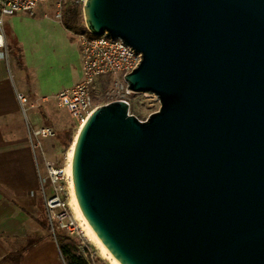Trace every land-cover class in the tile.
Returning a JSON list of instances; mask_svg holds the SVG:
<instances>
[{
    "label": "water",
    "instance_id": "water-1",
    "mask_svg": "<svg viewBox=\"0 0 264 264\" xmlns=\"http://www.w3.org/2000/svg\"><path fill=\"white\" fill-rule=\"evenodd\" d=\"M142 54L146 121L116 100L80 129L79 206L121 264H264V0H86ZM132 48V49H133Z\"/></svg>",
    "mask_w": 264,
    "mask_h": 264
},
{
    "label": "crops",
    "instance_id": "crops-1",
    "mask_svg": "<svg viewBox=\"0 0 264 264\" xmlns=\"http://www.w3.org/2000/svg\"><path fill=\"white\" fill-rule=\"evenodd\" d=\"M54 19L50 18L51 22ZM67 32L72 36L74 34L69 30ZM6 35L8 44L10 43V52L14 53L7 30ZM76 41L72 43L75 46L70 48L71 54H67V57L62 60L53 62L40 76L33 77V84H30L29 76L28 80L24 78L22 68L26 65L22 54H14L15 71L10 69L11 55L9 61L0 60V264H36L27 262V259L30 254L37 256L39 253V255L50 254L55 262L40 263L37 261V264H66L59 246L58 253L53 246L49 248L50 246L39 244L43 238L51 237L40 223L43 210L39 192H42L41 177L46 173V166L44 157L40 156L38 161L35 158L29 138V128L53 126L49 118V107L45 105L54 99L63 88L81 78L80 70V75L76 80L62 86L53 96L46 93V88L41 82L43 77H46L48 82L57 76L63 77L62 74L67 72V66L75 68L73 64L77 61L81 64L80 47ZM6 68L11 73L12 81L7 75ZM14 82L17 88L13 87ZM19 95L27 98L25 105L20 101ZM28 109H31L32 115L29 113L27 116ZM39 110L43 112L44 118L36 116ZM42 166H44L43 169ZM43 200L46 207L45 199Z\"/></svg>",
    "mask_w": 264,
    "mask_h": 264
},
{
    "label": "built area",
    "instance_id": "built-area-1",
    "mask_svg": "<svg viewBox=\"0 0 264 264\" xmlns=\"http://www.w3.org/2000/svg\"><path fill=\"white\" fill-rule=\"evenodd\" d=\"M48 1L56 2L55 19L62 21L63 6L67 0H0V60L9 61L11 55L5 18L17 13H33L37 7ZM79 1L83 4L86 2V0ZM75 37L81 53V78L59 91L55 97L57 106L69 112L79 129L86 124L97 107L116 100L129 103V114L135 115L128 98L133 92L129 89L125 76L140 65L142 54L122 39L106 34L93 35L90 32H80L75 34ZM113 75L117 76L113 85L104 90L102 102L96 104V95L99 94L98 85L101 87L105 80ZM19 98L25 105L27 98L22 95H19ZM56 136L57 131L53 126L29 128V138L35 158L38 161L40 156L44 157L46 166V173L42 175L41 183L49 223L54 235H56L55 229L58 228L76 238L81 253L91 259L97 254L98 249L91 247L92 239L86 236V231L73 209L70 177L66 173V168L55 165L52 157L55 153L47 151L44 147L45 140ZM46 186H49V191Z\"/></svg>",
    "mask_w": 264,
    "mask_h": 264
},
{
    "label": "rangeland",
    "instance_id": "rangeland-1",
    "mask_svg": "<svg viewBox=\"0 0 264 264\" xmlns=\"http://www.w3.org/2000/svg\"><path fill=\"white\" fill-rule=\"evenodd\" d=\"M55 14L56 2L48 1L42 3L34 10L33 13L23 12L21 14H15L5 18V28L7 30L8 36L10 37V42L14 50V53L11 51L10 69L15 71V66L13 65L15 61L14 54H22L21 56L26 67L24 66L21 68L24 73V78L26 77L28 80L29 76L30 84L34 83L33 77L40 76L45 70L48 69V67L51 66L53 62L62 60L67 57V54H71L70 48L72 49L75 46L72 44L76 41L75 35L73 34L72 36L68 34L67 30L62 24V21L54 19L51 22L50 18H55ZM73 65L75 68L73 66L70 68L67 66V72L62 74L63 77L57 76L50 82L46 80V77L41 79L42 85L45 86L47 94L53 96L60 90V88H62V86H66L73 80L77 79V77L80 75L81 64H79V61H77ZM6 72L10 81H12L10 76L11 73L8 68H6ZM116 78L117 76L113 75L112 77H109L108 81L104 82L101 87L98 85L99 94L96 95V104H100L102 102L104 98V90L111 88L113 85L112 83ZM13 87L17 88V84L15 82L13 83ZM128 98L130 100L133 113L142 121H146L151 114L159 111L161 108L160 99L154 93H133L130 94ZM45 106H47V108L49 107V118L57 131L56 138L45 141L46 149L55 153L52 157L56 166L60 168H66L68 164L69 153L74 143L75 135L79 131V126L75 124L66 109H61L57 106V101L55 98L51 99L50 102ZM22 111L23 110H21V112ZM29 113H31V115L33 114L31 109H28L27 116ZM36 116L44 118L43 112L41 110L36 112ZM45 123L51 124L50 122ZM66 132L73 136V143L69 146H63L60 140V136H62L61 134ZM43 168L44 166H42V169ZM46 189L49 191V186H46ZM43 199V194L40 191L39 200L41 201V208ZM44 219L45 216L43 213L41 220ZM55 230L58 233L60 232V229L58 228ZM48 233L51 237L43 238L42 242L39 244L41 246H50L49 248L53 246L59 253L58 243L53 234L51 226ZM35 242L36 241L34 240V243ZM90 243L93 249H98L97 254L91 258L95 264H112L106 257L102 255L101 251L99 250V245L94 239L90 241ZM39 254L37 256L30 254L27 262L29 261L30 263L36 264L37 261L40 263L55 262L54 257H52L50 254ZM31 257L33 258L30 259Z\"/></svg>",
    "mask_w": 264,
    "mask_h": 264
},
{
    "label": "trees",
    "instance_id": "trees-1",
    "mask_svg": "<svg viewBox=\"0 0 264 264\" xmlns=\"http://www.w3.org/2000/svg\"><path fill=\"white\" fill-rule=\"evenodd\" d=\"M62 23L67 30L73 32L74 34L80 32L89 33L84 21L83 2H80L79 0H67L63 6ZM17 61L20 63L19 59ZM108 79L105 81H108ZM61 135L60 140L63 146H69L73 143V136H71L70 133L66 132ZM42 210L45 219L40 220V223L45 230L49 231L50 224L48 223L49 219L47 217L44 200L42 202ZM54 236L66 264H95L92 259L86 258L81 253L79 242L76 238L68 235L62 230H60L59 233L56 231V235Z\"/></svg>",
    "mask_w": 264,
    "mask_h": 264
},
{
    "label": "bare ground",
    "instance_id": "bare-ground-1",
    "mask_svg": "<svg viewBox=\"0 0 264 264\" xmlns=\"http://www.w3.org/2000/svg\"><path fill=\"white\" fill-rule=\"evenodd\" d=\"M80 131V129H79ZM78 133L75 135V139H74V143L71 147L70 153H69V159H68V164L66 167V173L67 175L70 177V191H71V197H72V206L73 209L75 210V214L77 216V218L80 220V222L82 223L85 231H86V236L90 239H94L98 245H99V250L101 251L102 255L104 257H106L112 264H121L116 258L115 256L109 251V249L105 246V244L102 242V240L99 238V236L96 234V232L94 231V229L92 228V226L89 224L88 220L86 219V217L84 216L77 197H76V193H75V188H74V183H73V158H74V151H75V145H76V141L78 138Z\"/></svg>",
    "mask_w": 264,
    "mask_h": 264
}]
</instances>
